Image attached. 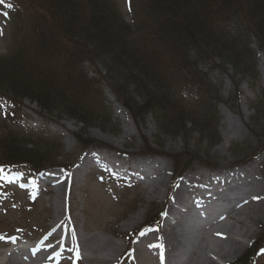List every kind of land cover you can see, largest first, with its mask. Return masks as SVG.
Wrapping results in <instances>:
<instances>
[{"label": "rangeland", "instance_id": "rangeland-1", "mask_svg": "<svg viewBox=\"0 0 264 264\" xmlns=\"http://www.w3.org/2000/svg\"><path fill=\"white\" fill-rule=\"evenodd\" d=\"M16 1L21 6L20 11L8 3V0H4V3L0 4V31L3 33L0 35V75L7 71V68L1 70V66L7 67L12 61L18 60L22 62L20 64L24 65L26 71L37 70V66L28 60L29 55L26 49L31 45H27L29 34L24 33L27 27L26 21L29 22L26 19L43 18L45 23L52 24L51 26L56 28L57 20L62 16L61 12L70 5H77L80 8L79 13L82 15L88 14L90 7L87 0ZM153 1L155 0H106L112 17L119 19L121 24L129 26L130 31L128 35L126 34L127 38L136 40L139 47V43H141L140 34L147 39L154 32L155 22L161 24V18L159 19L152 12ZM59 5L62 6L58 8ZM173 6L176 7L173 9L177 10L179 7L182 10L184 5L182 2L179 5L174 3ZM21 16L23 20L20 19ZM63 17H65L67 26L70 20L66 14ZM38 22L36 21L35 24ZM237 24L238 22L232 21V26ZM213 31L211 32L212 39H209L212 45L206 47H210L207 49L209 53L214 56L219 51L228 52L226 50L229 49L225 48L223 42L218 44L215 41L216 35ZM56 33L57 29L52 37L56 36ZM77 38L80 39L77 44L81 47L77 53L80 51L88 53L90 49L87 45L88 41L85 37L78 36ZM60 41L64 44L63 39ZM148 43L150 42L148 41ZM154 44L151 57L156 61L153 65L161 69V75L164 78L165 74H168L166 75L168 79L167 89L173 91L176 95V101L184 110L183 117L178 116L173 120L177 121L176 127L178 128L167 127L162 129L154 124L149 115L145 116L144 125H136L127 111L124 110L125 115L115 109L116 100L107 88L106 81L108 79L104 80L103 78L107 76L106 70L101 65L91 66L85 63L80 66L79 60H73V66H71L61 59L62 56H59L58 59L54 57L51 60L47 71H45L47 77H50L48 73H55L56 76L58 73V77H55V80L50 84L51 91L55 92V97L51 93L49 95L50 100L54 98L48 103L52 108L50 111L41 110L27 99L19 100L14 96H6L4 93L9 94L8 91L1 89L0 160H6L5 147L9 149L7 144L11 140L14 145L12 156L32 163L37 162L42 169H45L44 171L48 170V173L59 171V166H66L76 159L69 171H59L68 174L85 153L91 149L79 154L78 143L75 142L74 135L81 138L82 141L87 138V140L113 149L115 161L120 157V162L124 167L131 166L133 160L138 159L143 153L159 152L167 157L164 160L169 164L170 169L165 179L163 194H166L164 197L161 196L149 201L140 184H134L131 179L126 183L116 182L110 176L111 172H105L104 168H92L86 171V174L78 182L70 184L66 196L58 202L59 198L56 196L57 190L54 186L37 183L36 175L38 173L21 167L8 178L4 177L5 173H0V236H3L4 239L7 236H13L12 243H14V239L17 241L18 239L34 240L40 244L41 251L39 254L44 253L46 249L44 246L49 242H62L65 245L64 249L61 250L63 262L70 261L73 253L72 258L76 257L77 264H96L87 262L83 258V255L86 254L85 244H98V239L111 242L119 240L121 251L116 258L108 261V264H121L122 262H125L124 264H140L135 247L145 231L150 230L154 235L161 232L162 221L167 215L174 189L178 183L174 181L175 168H186L189 165V169L184 174L196 169L213 173L212 170L215 168L226 169L224 167L244 166L259 159L260 162L255 167L257 173L254 175L257 179L259 178L264 186V89L261 86V80H264V58H260V56H264V53L259 52L256 45L253 46L256 54L255 68L258 72L255 79L250 78L253 75L236 74L234 68L226 64L224 60L214 59L210 63L190 67L187 73L194 80L176 81V77L182 75L181 72L174 74L176 71L171 69L170 64L163 62L167 55L165 54L161 59V54L165 50L157 41ZM190 55L193 56L194 53L190 52ZM234 61L237 67L241 66L245 70V66L243 67L240 63L244 62L245 64L244 60ZM17 69L23 71L22 68ZM260 69L263 71L261 72ZM125 70L126 68L119 67V65L116 69L124 83L120 84L122 86L120 89L125 92V98H129L133 105L139 107L141 102L139 95L134 93L126 81L129 74ZM64 73H68L65 77L69 78L63 77ZM90 78L93 83H96V87L91 89L86 85ZM107 82L110 83L109 80ZM137 82L138 87L144 90L146 86H143L138 78ZM194 82L196 85L193 84ZM110 84L114 90L119 85L116 83L115 86L112 82ZM200 90L206 92V98L202 97ZM62 91L65 95L66 92H69V97H62ZM98 95L107 106L112 107L111 115L114 123L103 113H99L101 115L99 117L94 114L95 112L90 111L94 110L96 106L94 100L99 102ZM75 97L88 101L87 104L80 103L81 107L87 109L71 102L70 99L74 100ZM58 98L64 99L63 101H67V104L59 101ZM218 98L220 102H217L216 99ZM207 105L215 109L214 115L217 121L215 133L209 126L205 129L200 123H196L194 126L188 124V121L194 124L200 120L190 113L202 112ZM97 108L99 109L100 106ZM169 114L170 118L173 119V112L170 111ZM82 119H84V123H80L79 120ZM146 121H148L147 126L145 125ZM229 126L236 130L229 129ZM123 129L130 132L129 137L125 140L122 138ZM224 136L227 140L223 139ZM124 174L118 172L113 175L124 176ZM202 200L205 202L207 199L202 198ZM59 203L61 207L56 212L54 206ZM191 204L192 202L187 200V203L178 205L177 214L183 216V219L188 214L195 216L192 219L194 222L191 223H194L193 225L197 229H204L203 233H206L202 239H199L201 245L211 241L222 242L227 236L234 237L244 245L242 252H235L234 254L237 255L226 259L214 256L212 248L197 251L203 258H213L215 264H233L238 260L240 261L245 254L252 252L251 248L254 242L261 240L264 236V207L258 210L257 218L252 215L250 221L241 216L235 217V219L226 218L222 222L230 229L220 228L218 229L219 233H215L214 230H209V224L197 215L200 214L199 208H193ZM162 206H165L166 209L158 227L143 230L146 226H150V223L158 221ZM187 207H189V211H186ZM140 210L144 211H142L143 214H140ZM190 211L191 213H189ZM138 216H141V220L133 227L131 219ZM55 217L62 222L61 225H56L53 229L51 221ZM246 225L250 230L249 233L246 232L247 237L245 239L242 236L244 233L242 235L239 233L240 228ZM185 227L187 229L188 225ZM4 239L0 240V254L4 252V248L8 244ZM159 249L158 247H148L145 251L146 256H144L151 258L159 252ZM129 250H131L130 263H128V259H123ZM197 253L195 252V254ZM260 254L262 255L248 260L246 264H264V249ZM103 256H107L106 253L97 257L103 259ZM247 258L248 256H246ZM189 260L190 258L185 257V262ZM178 262L179 260L174 263L178 264ZM49 264H56L55 259Z\"/></svg>", "mask_w": 264, "mask_h": 264}, {"label": "trees", "instance_id": "trees-1", "mask_svg": "<svg viewBox=\"0 0 264 264\" xmlns=\"http://www.w3.org/2000/svg\"><path fill=\"white\" fill-rule=\"evenodd\" d=\"M87 1L90 7L88 6L89 12L86 15L79 13L80 8L77 5H70L61 12L62 16L57 20L56 28H53L52 24L45 23L43 18L37 24L27 28V33L30 36L27 45H31L26 49L29 55L28 60L37 66V70L26 71L19 60L12 61L7 67L1 66V70L7 68V74L2 72L3 75H0L2 86H0V93H2V88L3 90L6 89L9 94L3 92L4 94L10 97L14 96L19 100L27 99L35 103L41 110L50 111L52 108L48 103L54 99L51 98L50 100V93L55 97V92L51 91L50 84L55 80V77H58V73L57 76L55 73H48L50 77L45 75L51 60L54 57L58 59L59 56H62L61 59L71 66H73V60H79V65L88 61L92 65H101L106 70L107 76L105 78L108 77L110 83H114L115 86L116 83H119V89L114 90L111 87L115 98L124 105L137 123H141L145 116L150 115L155 125L162 129L167 127L178 128L176 127L177 121L173 120L178 116H182L184 110L176 101V95L173 91L167 89L168 79L166 75L168 74H165L164 78L161 75V69L153 65L156 61L151 57L154 42L157 41L166 52L161 54V59L165 54L167 55L163 62L170 64L171 69L176 71L174 74L181 72L182 75L176 77V81L194 80L187 73L190 67L199 65L202 61L209 62L214 59L224 60L226 64L234 68L236 74L251 75L253 56L248 49L249 42L247 38L249 33L256 37L255 39L258 40L261 46L264 45V0H155L153 1L155 5H152V12L156 17L161 18V24L155 22L154 32L147 39L140 34V47L136 40L127 38L130 31L129 26L121 24L122 22L119 19L112 17L106 0ZM182 2L184 5L182 10L179 7L177 10L173 9L176 8L173 6L174 3L179 5ZM61 6L59 5L58 8ZM64 14L70 20L67 26L65 17H63ZM228 20L239 23L235 28L236 36L222 30L223 21ZM56 29V36L52 37ZM78 30L81 33H77ZM212 30L216 35L215 41L218 44L223 42L225 48L229 49L226 50L228 52L222 53V51H219L214 56L209 53L207 49L210 47H206L212 45L209 41ZM78 36L85 37L88 41L87 45L90 48L88 53L85 52V54L83 51L77 53L78 49H81L80 45L77 44L80 42ZM60 39H63L64 44L61 43ZM204 41L206 43H203ZM192 50L194 52L193 56L190 55ZM240 58L245 61L247 67L244 62H240ZM233 59L238 60L243 67L245 66V70L241 66L237 67ZM248 64L251 71H248L250 69ZM118 65L126 68L125 72L129 74L126 81L132 87L134 93L139 95L141 101L139 107L133 105L129 98H125V92L120 89L124 83L122 77L116 72ZM17 68H22L23 71H18ZM174 74L171 75L174 76ZM67 75L68 73H64L63 77ZM137 78L143 86H146L144 90L138 87ZM193 84L196 85L195 82ZM86 85L90 89L93 87L90 82ZM200 91L202 97L206 98V92H203L204 90ZM68 93L66 92L65 95L62 91V97L68 98ZM58 99L59 101L64 100ZM70 100L79 106L82 102L85 104L88 102L76 97L74 100ZM216 100L220 102L219 98ZM63 102L67 104V101ZM214 110L212 106L207 105L202 112L190 113V115H194L200 120L194 124L188 121V124L194 126L196 123H200L205 129L209 126L213 132H216L217 121ZM90 111L95 112L94 114L98 116L99 112L97 111L99 110ZM170 111L173 112V119L170 118ZM83 120H79L80 123H84ZM12 142L9 140L7 144L9 149L5 147L6 160H0V163H27L30 166L33 165V167L39 166L37 162L32 163L12 156L14 147ZM246 256L249 257V254L244 255V258H241L236 264H245Z\"/></svg>", "mask_w": 264, "mask_h": 264}, {"label": "bare ground", "instance_id": "bare-ground-1", "mask_svg": "<svg viewBox=\"0 0 264 264\" xmlns=\"http://www.w3.org/2000/svg\"><path fill=\"white\" fill-rule=\"evenodd\" d=\"M260 58H264V56H260ZM261 84L264 88V80H261ZM115 109L119 110V113L126 115L124 109L116 103ZM145 125H148V121H146ZM229 129L233 131L236 130L230 126ZM229 129L228 132L230 134L231 132ZM129 135L130 132L127 129L122 130V138L124 140L125 138H128ZM223 139L227 140L225 136ZM113 154L115 155L114 152L101 148L91 149L85 153L70 173L63 174L62 172H59V170L53 173L43 174L36 179V182L43 185L51 184V186H54L57 190L56 196L59 198V202L66 196L65 194H67L69 185L78 182V180L86 174L85 172L87 170L91 168H104L105 172L109 171L111 172V175L117 174L118 172L125 173L124 176L128 178V181L131 179L134 184H140L143 187L149 201H153L161 196L164 197L166 194L165 192V194H163L165 179L167 178L170 169L169 164L165 162L162 157L160 158V155L155 156L157 154H151L147 158H138L134 161L137 162L139 160V163L136 165L133 166L132 164L129 167H124L120 162V157L115 161ZM259 162L260 160L256 159L251 165L246 166L245 168L238 170L233 169L215 174L202 169H196L193 172L185 173L179 178L177 183L178 187L175 189L176 191L171 199L172 202L168 207V213L163 221L161 232L158 235H154L148 230L143 233L137 242L135 252L136 254L138 253L137 255L140 264H177L174 262H177L178 260V264H215L213 258H203L199 252L197 253V251L212 248L213 255L220 259H226L231 256L233 257L237 255L234 254L235 252H242L244 245L232 236H227L222 242L211 241L207 244L201 245L199 239H202L206 234L203 233L204 229H197L193 225L194 223H191L194 222L192 219L195 216L188 214L184 219L183 216H178V205L187 203L188 200L192 202L191 205L193 208L201 209L203 206H206L210 212H213L211 214L213 220L209 223V226H207L209 230H214L215 233H219L218 229L220 228L230 229V227H227V225L222 222L226 218L235 219V217L241 216L248 221L251 220L250 217H252V215L257 218L256 216L259 215L258 210L264 207V186L259 178L257 179L256 176L253 175V168L257 166ZM225 193L235 196L233 198H228L229 196ZM224 194V200L227 201L225 207L223 206L224 204H219V199L221 202H224L220 198ZM206 197L208 200L210 199L209 202L201 206L202 198ZM217 203L220 207L216 206ZM60 207L59 203L54 206V210L57 212ZM189 210V207H187L186 211ZM140 211V214H143L144 211ZM189 213H191V211ZM131 220L133 222H131V225L134 227L139 220H141V216L135 217ZM61 222V220H57L55 217L53 221H51L52 228L54 229V226L61 225ZM186 225H188L187 229H185ZM247 227V225L242 226L240 228L241 231L239 230V235L244 233L242 236H244L245 239L247 237L246 232L250 230V228ZM231 234L233 233L231 232ZM250 234L252 233L250 232ZM97 243L98 244H85L84 247L87 255L85 254L83 256L87 262L108 264V261H112L116 258L121 251V242L119 240L111 242L98 239ZM64 247L65 246L62 242H57L49 249H51V252L53 251L57 254L59 253V248L64 249ZM148 247H158L160 249L158 253L149 258L148 256L145 257V251ZM28 252H31V250L16 249L9 252L4 251L0 254V264H26L28 262H31L32 264H48L54 257L52 252L51 255L48 253L39 258H34L29 255ZM195 252L197 254H195ZM105 253L107 256H103V259L97 257L98 255L101 256ZM185 257L190 258V260L185 262Z\"/></svg>", "mask_w": 264, "mask_h": 264}, {"label": "snow or ice", "instance_id": "snow-or-ice-1", "mask_svg": "<svg viewBox=\"0 0 264 264\" xmlns=\"http://www.w3.org/2000/svg\"><path fill=\"white\" fill-rule=\"evenodd\" d=\"M4 3V0H0V4H3ZM9 7H11V5H9ZM3 33H2V31H0V35H2ZM0 170H2V169H0ZM2 239H4V237L3 236H0V240H2Z\"/></svg>", "mask_w": 264, "mask_h": 264}]
</instances>
